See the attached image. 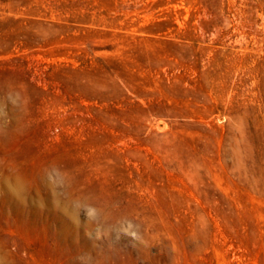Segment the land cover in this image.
Returning a JSON list of instances; mask_svg holds the SVG:
<instances>
[{
	"label": "rangeland",
	"instance_id": "obj_1",
	"mask_svg": "<svg viewBox=\"0 0 264 264\" xmlns=\"http://www.w3.org/2000/svg\"><path fill=\"white\" fill-rule=\"evenodd\" d=\"M0 264H264V0H0Z\"/></svg>",
	"mask_w": 264,
	"mask_h": 264
},
{
	"label": "bare ground",
	"instance_id": "obj_2",
	"mask_svg": "<svg viewBox=\"0 0 264 264\" xmlns=\"http://www.w3.org/2000/svg\"><path fill=\"white\" fill-rule=\"evenodd\" d=\"M14 190V189H13Z\"/></svg>",
	"mask_w": 264,
	"mask_h": 264
}]
</instances>
